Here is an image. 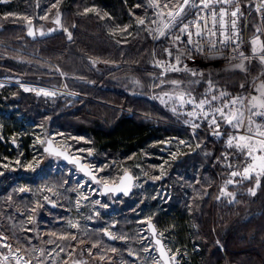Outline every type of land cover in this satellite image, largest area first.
<instances>
[{"label": "trees", "instance_id": "trees-1", "mask_svg": "<svg viewBox=\"0 0 264 264\" xmlns=\"http://www.w3.org/2000/svg\"><path fill=\"white\" fill-rule=\"evenodd\" d=\"M13 1L0 3V9ZM133 2L65 0L62 5L65 13L62 28L35 40L26 37L22 25L12 28L6 26L5 22L0 23V37L11 38L21 49L0 47V73L16 76L23 81L59 85L62 78L57 72L58 68L64 73L67 85L81 93L78 97L65 92L51 96L1 85L0 106L7 103L13 112L9 114L7 123L0 122L5 139L4 142L0 140V160L12 161L9 159L16 157L6 138L15 130L10 126L17 112L32 118L40 128L49 127L62 132L69 138L71 150L89 148L95 151L94 154L86 152L87 156L92 154L91 162H95L98 154H101L99 161L109 177L115 169L135 172L134 161L138 160L147 171V177L151 178L159 171L150 165L155 167L165 157L164 172L157 183L169 189L172 195L171 201L163 206L168 211L161 214V220L166 226H172L175 238L188 244L191 252L189 264H264V170L226 185L225 189V182L233 177L231 173L240 171L245 161H249L252 146L236 143L233 139L229 146V134L213 139L206 120V130L191 131L182 125L187 117L180 112L171 113L168 109L163 114L155 112L156 109L164 111L161 110L164 102L159 106L156 104L158 89L150 86V82L157 77L154 73L158 71L151 56L157 51L160 61L172 66L171 62L168 63L170 57L166 51L172 39L165 34L155 41L154 36L144 29H133L125 34L109 31L108 26L111 28L114 24L119 27L122 20L129 21L128 14L133 12L130 10ZM19 3L16 2V5ZM85 3L95 5L102 14L92 10L84 15L82 8L86 6ZM39 8V3L35 2L32 9L27 8V12L32 10L36 16ZM245 8L248 18L243 30L246 40L243 48L254 42L251 38L257 34L253 33L259 25L258 15L250 10L251 5ZM33 21L37 24L36 20ZM69 33L71 39L68 38ZM12 35H16V38ZM256 66L259 67L253 61L247 73H256ZM137 110L148 113L141 118ZM219 122L222 128L231 127L223 120ZM77 137L84 138V142L76 140ZM29 138L25 136L21 141L22 151L28 159ZM252 142L256 143L254 140ZM238 144L241 146L237 147ZM241 162L244 164L241 165ZM4 181L8 183V179ZM222 189L233 193V197L221 196ZM121 202V207L113 216V223L115 230L122 225L124 231L132 227L134 216L129 214L127 219L123 218V210L129 208L131 203L125 197H121ZM11 206L10 201L2 200L0 222L9 212L14 217H21ZM44 217L39 219L38 229L42 224L48 226ZM8 229L14 231L10 238H20L23 234L6 222L4 232ZM28 233L33 236L30 241L39 245L34 232ZM102 237L103 245L126 247L116 240H108L103 233ZM48 244L46 242V246ZM127 244H130L128 240ZM99 245L102 248L103 245ZM124 256L127 257L126 252ZM87 263L116 264L89 257Z\"/></svg>", "mask_w": 264, "mask_h": 264}, {"label": "rangeland", "instance_id": "rangeland-1", "mask_svg": "<svg viewBox=\"0 0 264 264\" xmlns=\"http://www.w3.org/2000/svg\"><path fill=\"white\" fill-rule=\"evenodd\" d=\"M64 1L65 0H14L11 2L12 5H5L2 7V9H0V23L5 22L6 26H10L12 28L15 25H22V30L25 29L27 31L31 24L34 25L35 21L33 20H36L37 24L35 23L34 25L36 37H46L45 35H49L50 33L62 28L61 22H64L63 20L65 17V13L62 9ZM133 1L134 6L130 9L133 12L128 14L129 21L122 20L119 27L114 24L111 28L108 26L109 31L118 34H125V32H129L133 29H144L154 36L153 39L155 41H158L165 34L170 36L171 39H174L173 37L178 35L181 37V39H184L181 41V44L180 41H176L178 44L177 46L174 45L170 48L167 46L166 50L168 53L171 52V55L168 54V57H170L168 63L171 62L172 66L180 69L179 71H171L170 69L172 66L170 64L168 65L166 61L161 62V58L157 54V51H155L151 56V58H153L154 66L158 71L154 73L157 77L155 81L150 82V86H152L154 89H158V95L156 94L155 96V99L158 100L156 104L159 106L161 102H164V105L161 104L163 106V109L161 110L164 111H159V109H156L155 112L163 114V112H166L168 109L169 112L173 113L175 109V111L179 113L181 104L177 99V96L180 93H187L190 94V96L185 95L186 100L194 97L197 101L205 99L211 101V108H209V111L216 107L228 105L226 111H235L237 108H239L240 111L247 113L246 115L249 117L246 107H250L251 99L255 97L257 98V101H259L260 99L264 98V68L262 65L264 60L255 59L259 67L256 66V73L252 75L247 73L249 72V69L247 67L246 60L244 59L209 61L208 58H202L199 55L194 54L193 58L195 61L192 62V65L188 64V57L193 51L192 46L194 39L191 37L192 43L185 42L187 36L181 34L180 28L183 26L187 18L195 14V8L187 9L186 15L178 18L172 27L165 28V25L169 24L171 20V17H169L168 13L171 12L175 14V12L179 10L178 0H145L143 3H136V0ZM244 1L245 0H232L236 7L239 5L241 6ZM16 2L21 3L16 5ZM35 2H38L40 5L36 16L34 13H32V10L27 12V8L32 9L33 3ZM179 2H182V0H179ZM190 2L199 4L200 0H190ZM165 5H167V7H165ZM91 6L86 4V6L82 8L84 15H87V13L92 10L102 14L98 7H94L95 5ZM140 20H144V24L138 23ZM258 29L259 28H255L253 34L257 33ZM161 31L164 32V35L160 34ZM12 37L16 38V35H12ZM253 38L254 37L251 39ZM255 42L258 44V39H255ZM256 44L253 46V44L250 43L249 46H244L243 53L248 55L258 53L259 51L257 50ZM16 46L17 44H14L11 38L5 39L0 37V47H8L7 49L11 50L12 48L18 49ZM18 50L21 51V49ZM158 51L160 50L158 49ZM202 55L204 57H208L206 53H203ZM173 58L176 60L172 61ZM177 58H179V63H177ZM258 70H261V72H258ZM57 72L62 78L59 85L44 84L29 80L23 81L16 76L0 73V86H14L22 90L21 86L17 83L23 81V83L28 82L29 86L36 87L37 89L44 88L43 94L47 92V89L49 88L59 87L62 88L63 92H66L73 97H78L81 93L75 89H71L67 85L65 79L63 78L64 73L58 70V68ZM3 75L10 76V80L7 83H2V81H4L2 79ZM173 81L178 83L173 84ZM196 88L197 90H195ZM26 89H28L26 92H34L36 90L32 87H26ZM165 93L168 95L166 96ZM169 96L172 98L169 99ZM208 96L210 98H208ZM212 97H216L217 99L213 100ZM237 98H242L244 100L245 107H241L239 104L233 107L229 103L231 100ZM215 103H218L219 105L215 106ZM166 106L167 108H164ZM134 110L136 111V109ZM204 110L208 111L207 104L204 106ZM0 111H4L8 114L13 112L12 108H10L7 103L0 107ZM137 111H139V116L141 115V118L143 115L148 113L146 110ZM139 116L137 117L140 118ZM8 118L9 117H6L0 113V122L3 121L7 123L6 120H9ZM28 119L32 120V118ZM204 123V128H206V122ZM207 124L211 127L208 122ZM11 125L12 126L10 127L15 128L16 130L22 126L23 123L14 117V121H11ZM241 126L244 127V124L240 125V127ZM47 128L49 127H44V130H47ZM230 129H232V126ZM56 135L59 136L61 141L63 140L67 148L71 150V146L69 145L70 142L68 144L69 138L59 131L54 134V136ZM1 136L2 134L0 133V137ZM250 136V138L246 140H235L236 143L247 144L248 146L251 145V149L253 151L250 153L249 161H245L246 163L244 168L240 171H235L239 173V175L233 176L231 180H227L224 184V188L226 185L233 183L235 184V182L241 178L247 179L254 174L262 173V170H264V133L252 134ZM59 138L57 139L59 140ZM253 138L257 140H254L256 143H251ZM213 139H217V137H213ZM76 140H79V142L82 143L84 142V138L82 137H77ZM71 151L75 154L84 156L85 159H88L86 152L91 151V153H95V151L89 148H80L79 150ZM98 156L100 157L102 155L98 154ZM172 156L173 155H171V157ZM99 157L96 158L97 160H95V162L91 163L101 182L116 181L121 175L122 170L115 169L114 172H117H113L109 177L107 173H104V165L100 163ZM150 158L152 159L153 157L150 156ZM157 159H160V157ZM165 161L166 158L162 157V161L155 165V167L150 165L151 168H156L159 171L158 174L151 178L147 177L148 173L144 167L141 166V162L138 160L134 161V164L136 165L134 167L135 172H132L135 176L134 187L130 196L125 197L128 198L131 206L126 210H123V218L127 219V215L132 214L134 216V223L132 224L131 228H125L124 231V227L122 225L116 230L112 227L114 222L113 218H115L113 216L116 210H118L117 208L121 207V197L123 196H120L119 198L106 196L103 199L97 198L96 200H92L90 203H88L89 195L93 197H97V195L94 193L93 187H89L86 180H83L79 177L73 178L72 174H70L71 177H68L65 175L67 174L66 172H63L62 175L50 174L49 179L46 181L42 180L37 183V185L45 186L51 192H58V197L54 198L58 202V208L55 210V212L44 213L39 207V203L44 198H42L37 192H35L34 195L28 199L17 197L15 188L11 186L9 182L7 183L4 181L7 179L4 177V170L6 169L0 166V206L2 200H5L6 202L10 201L13 208L19 212H23L22 217H14L9 212L6 213L7 217L3 221L1 219L0 226H2V228H0V264H88L87 257L92 258L93 260L99 259L109 263L114 262L116 264H126L124 261H121L122 255H124L125 252L131 253L136 258V260L127 264H159V260L155 255L154 248L152 247L150 236L146 231V221L149 219L153 220L157 226L159 235L163 238L171 258L174 261L173 263L189 264L191 252L188 250V244H184L182 240L175 238L172 231V226H166V224H164L161 220V214L164 211H168L166 210V207L163 206L171 201L172 195L169 189L164 188L157 183V180L162 177V172H164L163 166L165 165ZM240 164L243 165L244 163L241 162ZM245 169L248 171L245 172ZM156 177L160 178L156 179ZM254 180H257V178L254 177ZM228 181H232V183H227ZM36 189L39 188L36 187L35 190ZM84 197H87V199ZM47 199H53V197H47ZM154 200L155 204H153ZM36 201L38 202L37 204L35 203ZM77 201H79V203H77ZM97 201L99 203H97ZM76 204H87L85 206H91L92 210L97 212L95 217L94 215H90L91 221L89 223L91 227L85 223V219H89L87 214L83 216L80 213V216H78L76 212L72 211ZM29 207L37 208V211L32 214V219L30 221L27 217L29 216L27 213V209ZM68 210H71L72 212L70 211L69 213ZM0 212H2L1 207ZM41 214H45L46 217L44 218H46L49 223L47 227H44L45 225L42 224L41 228L47 229H38V225L41 222L39 221ZM72 221L73 223L70 224ZM6 222H8V225L16 231L23 232V234L21 233L22 236L20 238H10L11 232L14 231L8 229L7 232H4ZM73 224L77 226L73 227ZM194 228L196 229L197 227L195 226ZM103 230H107L112 233L115 237H117L114 240H116V242H120L121 245L125 244L126 247L117 248L116 246L113 247L107 244L103 245L102 243H105L102 237ZM28 232H34L33 235H35V237L37 235V239L40 243L39 245L30 241L33 236H31ZM80 237L84 239H80ZM89 238L93 241H91ZM8 239L16 242L17 245L11 244ZM127 240L130 242V244H127ZM50 241L51 243H55V252L54 249H52L54 248L52 247V244L46 246V242L48 244ZM72 241H74L73 245H71ZM99 244L103 245L102 248ZM39 246L42 248L37 250V247ZM195 248L196 250L198 249L197 245H195ZM112 249H116V251L113 252ZM49 251H53V255H50L51 257H48L47 252ZM56 258L58 259L55 261Z\"/></svg>", "mask_w": 264, "mask_h": 264}, {"label": "built area", "instance_id": "built-area-1", "mask_svg": "<svg viewBox=\"0 0 264 264\" xmlns=\"http://www.w3.org/2000/svg\"><path fill=\"white\" fill-rule=\"evenodd\" d=\"M249 5H251L250 10L256 12L258 15V21H259L258 28L259 29L254 39H258L259 41L258 43L259 44L258 46L259 54H249L248 55V54L243 53V45L246 43V40L244 39L243 30L246 27L245 22L247 21V18H248V13L246 11L247 8L245 7ZM215 9L216 11H220L221 9H223L227 14L223 18L224 20L223 28H221L219 25H217L216 28H212L211 23H209V28H212V31L216 33L213 36H209L207 30L203 32V35L201 37H198L195 34L197 30V26L194 22L197 20L198 9H195V14L187 18L185 23L183 24V26L185 24L189 25V30L193 33L191 37L194 39V43L192 46L193 51H192V54L188 57V64L192 65V62L195 61V59L193 58V55L195 54V55H199L202 58H208L209 61H219V60L228 61V60L244 59L246 60V64L249 69L252 62L256 61L255 59H261V57L264 56V0H247V1H244V3H242L241 6L239 5L237 7L233 4V2L224 3L222 5L216 4ZM237 10H238L237 16L231 17L230 13L232 11H237ZM202 15L204 16L205 19H207L208 18L207 10H205V13H203ZM233 20L235 21L234 27L232 26V23H231V21ZM199 27L203 29L204 27L203 23H201ZM183 35L187 36V34H183ZM186 38L188 42V36ZM203 53H206L208 57H204L202 55ZM262 65L264 68V63ZM8 81L9 79L2 81V83H7ZM17 84L20 85L24 91H26L25 90L26 87L27 88L32 87L36 89L35 91L42 92V93L44 92L43 90L44 88L37 89L36 87L29 86L28 82L23 83V81H20ZM47 92L62 93L63 90L62 88H59V87H52V88L47 89ZM196 103H199V102L196 101ZM193 109H194V106L192 104L186 103L183 106H181V109L179 112L187 116L189 119L191 118L190 121H187V123L183 122L182 125L185 126L189 130L193 129L191 131L206 130V128L208 127L204 128L205 126L202 125V123L205 120L202 116H188L187 115V113L193 111ZM196 111L199 112L200 110L196 109ZM208 111H209V106H208ZM246 114L247 113H245L244 115V123H243L245 128L243 126L241 127L238 126V127H232V129H230V127L222 128L220 126L219 128V132L221 133L220 135L229 134L230 138H232L234 141L235 140L241 141L240 137H244L243 140H246L252 137L250 136L252 134H261V133H257L254 131L252 132L248 129L247 121L249 117H247ZM248 116H249V113H248ZM262 119L264 123V117H261V116L256 117V120H258L260 123ZM157 120H162L165 123H172L170 121L163 120V119H157ZM194 124L198 125V127L194 128L193 127ZM208 130L210 134L212 135V137L219 136L216 134L217 129L215 127H209ZM54 134L56 133L50 132V135L53 136L55 142L61 146H66L63 140L61 141L59 136L57 135L54 136ZM17 135H18V139H20L23 136V131H19ZM30 136L33 140L30 139L29 141V146H27L28 151L29 153H32L36 149L37 155L36 156L32 155L31 158L28 159V157L24 155L22 151L23 149L22 147L23 145L21 144L22 140H19V143L16 145L15 148L18 151V153L21 155V159L17 161V166L13 167V171H15L16 173L18 172L27 177L33 176V177H38V178H45L48 175L50 176V174H59L61 170L65 171L66 164L63 163L61 160L57 158H52L53 161L46 163L43 160L44 157L38 154V148L43 143L44 138H40L38 134L36 133ZM57 138H59V140ZM252 140H256V139L253 138ZM29 165H31V167H29ZM69 174H72L74 178L78 177L77 176L78 173H74V171L69 172ZM86 182L89 185V182L87 180ZM93 187H94L93 191L100 196L98 188H96V186H93Z\"/></svg>", "mask_w": 264, "mask_h": 264}, {"label": "snow or ice", "instance_id": "snow-or-ice-1", "mask_svg": "<svg viewBox=\"0 0 264 264\" xmlns=\"http://www.w3.org/2000/svg\"><path fill=\"white\" fill-rule=\"evenodd\" d=\"M232 2V0H200L199 4H196L194 2H190V0H182V2H179L178 0V4H179V10L175 12V14L169 12L168 15L169 17H171V20L169 22V24L165 25V28H170L172 27L175 22L177 21L178 18L186 15L187 9H191V8H195L198 9L197 12V20L194 22L197 26V30H196V35L198 37H201L203 35V32L205 30H207L208 35L209 36H213L216 33L214 31H212V28H216L217 25H219L221 28H223L224 26V16L227 14L223 9H221L220 11H216L215 9V5L216 4H224V3H230ZM165 7H167V5H165ZM205 10H207V19L204 18V16L202 15L203 13H205ZM237 11H232L230 13L231 17H236L237 16ZM138 23L140 24H144V20H140L138 21ZM203 23L204 27L203 29H201L199 27V25ZM209 23H211L212 28H209ZM232 26H235V21H231ZM126 31V29H125ZM180 32L181 34H187L188 36V43H192L191 40V36H192V32L189 30V25L185 24L183 27L180 28ZM33 33L29 32V35H32ZM161 35H164V32L161 31L160 32ZM69 39H71V34L69 33L68 36ZM181 37L178 35L175 37L176 41H180ZM169 55H171V52L168 53ZM262 60H264V56L261 57ZM93 63H95V61H93ZM177 63H179V58H177ZM171 71H179L180 69H178L175 66H172ZM173 84H177L178 82L173 81ZM26 91L28 89H25ZM45 95H54L55 93H50V92H45ZM165 95L167 96L168 94L165 93ZM185 95H189L187 93H180L177 96V99L179 100L181 106H183L184 104H192L194 106L193 111L188 112L187 115L188 116H202L211 126L215 127L217 129L216 134L220 135L221 133L219 132V128H220V120H223L225 123H227L228 125H231L233 127H237L240 126L244 123V115L245 113L243 111H240L239 108H237L235 111H226V109L228 108V105H223L221 107H216L214 109H211V111H206L204 110V106L207 104L209 106V108H211V101L205 99V100H201L199 101V103H196L195 98H189V99H185ZM172 97L169 96V99H171ZM213 100L217 99L216 97H212ZM233 107H235L236 105H240L241 107H245V102L242 98H237L234 100H231L229 102ZM196 109H199L200 111L197 112ZM257 109H264V98L260 99L259 101H257V98L253 97L250 101V107H246V111L249 113V121H251V117L252 115H256V116H261L264 117V110H257ZM175 111V109H174ZM193 127H198V125H193ZM244 137H240V140H243ZM231 140L232 138L229 139V146H231ZM50 143V142H49ZM241 145H237V147H240ZM46 152H49V154H55V155H62V153H58V152H53L50 148H46L45 149ZM74 163H76V161H73ZM29 167H31V165H29ZM83 170V169H82ZM248 170L245 169V172H247ZM232 176H237L239 175V173L237 172H232L231 173ZM160 177H156V179H159ZM227 183H232V181H228ZM226 188V186H225ZM105 190L106 191H118L119 189H111L108 188L107 186H105ZM20 191H25V189L21 188ZM124 194L127 195V190L124 191ZM254 195V193H252ZM221 196H228V197H233V193L231 192H227L225 189L221 190ZM85 199H87V197H84ZM45 199H47V197H45ZM219 199V197H218ZM77 203H79V201H77ZM97 203H99L97 201ZM37 209L33 208L32 211L35 212ZM71 223V222H70ZM73 227H76L77 225L73 224ZM112 239H116L117 237H111ZM122 238V237H121ZM160 241H157V244H159ZM113 252L116 251V249H112ZM174 259V257H173ZM165 264H167V261H165Z\"/></svg>", "mask_w": 264, "mask_h": 264}, {"label": "flooded vegetation", "instance_id": "flooded-vegetation-1", "mask_svg": "<svg viewBox=\"0 0 264 264\" xmlns=\"http://www.w3.org/2000/svg\"><path fill=\"white\" fill-rule=\"evenodd\" d=\"M2 79H4V80H7V79H9L10 80V76H8V75H3V77H2ZM1 107V106H0ZM0 113L1 114H3L4 116H6V117H8L9 116V114L8 113H6V112H4V111H0ZM16 119L17 120H19V121H21L22 123H23V125L22 126H20L18 129H16V130H14L13 132H11L10 134H8L7 135V139H8V141H9V143L11 144V146H12V149H13V151H14V153H15V155H16V157L15 158H11V159H9V160H12V161H7V160H4V159H2V160H0L1 162H0V166L2 167V168H5L6 170H4V176L8 179V182H9V184L11 185V186H13L14 188H15V191H16V193H17V196H19V198H22V199H28L29 197H32L33 195H34V193L35 192H37L38 194H40V196L42 197V198H44L43 200H41V202L39 203V207H40V210H42V212H44V213H51V212H54L57 208H58V202L56 201V199H54L55 197H58L57 196V193L58 192H51V191H49L45 186H41V185H37V183H39L40 181H42V180H44V181H46L47 179H49L50 178V176L48 175V176H46L45 178H38V177H33V176H29V177H27V176H24V175H22V174H20V173H16L15 171H13V167H16L17 166V161L19 160V159H21V155L18 153V151L16 150V145L19 143V140H22L25 136H27L28 138H29V135H33L34 133H36V134H38V136L40 137V138H44V141H43V143L39 146V148H38V154L41 156H43L44 158H43V160L46 162V163H48V162H50V161H53L52 160V158H56L55 156H53V155H51V154H49V153H47V152H45L44 151V146H45V143H46V140L48 139V138H50V139H52L53 140V142L56 144V145H58V146H60V147H62V148H66L71 154H74V155H76V156H79V157H81L82 159H83V162H86V163H88L90 166H91V168L93 169V171H94V168H93V165H92V163H91V161H88V160H91L92 159V157L91 158H89V156H88V159H85L84 158V156H81L80 154H75V153H73L71 150H69L66 146H61V145H59V144H57L56 142H55V140H54V138H53V136H51L50 135V132H53V133H57V131H55V130H53V129H51V128H47V130H44V128H40L38 125H37V122L36 121H34L33 119L32 120H29L26 116H24L21 112H17L16 113ZM1 126V125H0ZM19 131H23V136L20 138V139H18V135H17V133L19 132ZM0 133L2 134V136L0 137V140H1V142H4V138H3V130H1L0 129ZM30 139V138H29ZM31 140H33L32 138H31ZM13 141H15V144H13ZM15 148V149H14ZM32 155H34V156H36L37 155V151H36V149L32 152V153H29V156H30V158H31V156ZM58 159V158H57ZM60 160V159H59ZM62 161V160H61ZM63 162V161H62ZM3 165V166H2ZM65 171H66V173L67 174H65V175H67L68 177H71V175L69 174V172H72V171H74V173H78L77 174V176L79 177V178H82L83 180H87L88 182H89V187H93V186H96V188H98V191H99V187H98V183H94V182H92L91 181V179L90 178H88V177H86V176H84V175H82L76 168H75V166L73 165V164H67L66 165V169H65ZM64 170H61L60 172H59V174L60 175H62V173L63 172H65ZM130 171V170H129ZM94 173L96 174V172L94 171ZM97 175V174H96ZM74 178V177H73ZM99 178V177H98ZM6 179V180H7ZM100 180V179H99ZM117 181V180H116ZM115 181V182H116ZM100 182H101V180H100ZM39 188V189H36L35 190V188ZM21 188H23V189H25V191H20V189ZM93 189H94V187H93ZM95 193V192H94ZM96 194V193H95ZM99 194H100V192H99ZM97 195V197H93V196H91V195H89L88 196V203H90L92 200H96L97 198L98 199H103V198H105L106 196H108V195H105V197H103L104 195H102V194H100V196L98 195V194H96ZM45 197H53V199H45ZM113 198V197H112ZM116 198H119V197H116ZM49 202H53L54 204H55V207H51V206H49ZM36 204L38 203L37 201L35 202ZM85 205H87V204H80V205H78V204H76L75 205V207L73 208V212H78V213H81L83 216L85 215V214H87V216H88V220L87 219H85V218H83V219H85V223H87V225H89V227H91V225H90V221H91V219H90V215H94V217H95V215L97 214V212H94L93 210H92V207L91 206H89V207H87V206H85ZM99 205V204H98ZM32 209L33 208H28L27 209V213L29 214V216H27L28 217V220L30 221L31 219H32V214H34L35 212H33L32 211ZM37 209V208H36ZM47 209H49V211H47ZM52 210V211H51ZM70 211L71 210H68V212L70 213ZM71 211V212H72ZM17 212H18V214L22 217V215H23V212L21 211V212H19L18 210H17ZM45 214H41L40 215V217H43ZM104 220H106V219H104ZM73 223V221L70 223V224H72ZM84 223V224H85ZM27 224H28V222H27ZM42 227V226H41ZM45 227H47V226H45ZM112 227L113 228H115L116 227V225L113 223L112 224ZM43 229H47V228H39V230H43ZM27 230H29V229H27ZM103 232H104V230H103ZM42 235H45V234H42ZM73 235V234H72ZM113 235V234H112ZM114 236V235H113ZM115 237V236H114ZM36 240L38 241V239H37V235H36ZM114 241V240H113ZM39 242V241H38ZM52 244V247H54V248H52V249H54V252L56 251V248H55V243H50V244H48V245H51ZM5 245H6V243H5ZM47 245V246H48ZM42 247L41 246H39V247H37V250H39V249H41ZM154 248V247H153ZM154 251H155V249H154ZM48 253V257H51L50 255H53V251L51 252V251H49V252H47ZM126 255H127V257L125 258V256L124 255H122V258H121V261H124L126 264L127 263H131V262H133L134 260H136V258H135V256H132V254L131 253H129V252H126ZM155 255H156V253H155ZM156 257H157V255H156ZM158 258V257H157ZM58 258H56L55 259V261L57 260ZM158 260H159V258H158ZM23 264V263H22ZM159 264H161V262H160V260H159Z\"/></svg>", "mask_w": 264, "mask_h": 264}, {"label": "water", "instance_id": "water-1", "mask_svg": "<svg viewBox=\"0 0 264 264\" xmlns=\"http://www.w3.org/2000/svg\"><path fill=\"white\" fill-rule=\"evenodd\" d=\"M5 1H8V0H0V3H4ZM1 28L2 27L0 26V30ZM29 32L33 34L29 35ZM26 36L31 38L32 40L36 39L35 27L33 24H31L29 29L26 31ZM13 144H15V141H13ZM46 148H50L53 152L62 153V155H55V154H52V155L59 157L60 159H62L68 164H73L75 168L79 172H81L82 175L90 178L92 182L98 183L99 191L102 195L104 196L111 195L112 197L116 198L120 196L128 197L132 193L133 185H134V175L131 171L129 170L123 171L116 182H100L98 176L94 173L91 166L88 163L83 162V159L80 158L79 156L72 155L67 149L59 147L50 138L46 140L44 151ZM91 157H92V154L89 155V158ZM73 161H76V163H74ZM105 186L111 189H119V190L118 191H106ZM125 190H127V193H128L127 195L124 194ZM48 204L51 207H55V204L53 202H49ZM146 229L150 236V240L154 246L155 253L157 257L159 258L161 264H165V261H167V264H173L169 250L163 238L160 237L158 228L153 222V220L149 219L146 221ZM103 233L108 240L110 241L114 240L111 238L113 237V235L109 231L104 230ZM157 241H160V243L157 244Z\"/></svg>", "mask_w": 264, "mask_h": 264}, {"label": "crops", "instance_id": "crops-1", "mask_svg": "<svg viewBox=\"0 0 264 264\" xmlns=\"http://www.w3.org/2000/svg\"><path fill=\"white\" fill-rule=\"evenodd\" d=\"M174 39H172V42H171V44L168 46L169 48L171 47V46H174V45H178L177 44V42H176V40H175V37H173ZM184 39H180V44L182 43L181 41H183ZM253 41H254V43H252L253 44V46L256 44V42H255V39L253 38L252 39ZM185 42H187V40H185ZM258 46H259V44H256V47H257V50L259 51V48H258ZM256 54H259V52L258 53H256ZM248 67V66H247ZM245 69V68H244ZM240 71H242V70H240ZM208 98H210L209 96H208ZM262 110H264V109H262ZM187 117V116H186ZM191 120V118L189 119L188 117H187V120H184V122H187V121H190ZM231 126V125H230ZM233 127V126H232ZM238 127V126H237ZM247 127H248V129L250 130V131H254V132H257V133H264V123H263V119H262V121H261V123L258 121V120H256V116L255 115H252V117H251V121H248V125H247ZM77 214H78V216H80V213H78V212H76Z\"/></svg>", "mask_w": 264, "mask_h": 264}, {"label": "bare ground", "instance_id": "bare-ground-1", "mask_svg": "<svg viewBox=\"0 0 264 264\" xmlns=\"http://www.w3.org/2000/svg\"><path fill=\"white\" fill-rule=\"evenodd\" d=\"M252 42H253V40H252ZM174 262V261H173Z\"/></svg>", "mask_w": 264, "mask_h": 264}]
</instances>
